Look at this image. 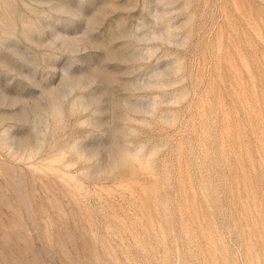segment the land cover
Wrapping results in <instances>:
<instances>
[{"label": "rangeland", "instance_id": "374dc122", "mask_svg": "<svg viewBox=\"0 0 264 264\" xmlns=\"http://www.w3.org/2000/svg\"><path fill=\"white\" fill-rule=\"evenodd\" d=\"M0 264H264V0H0Z\"/></svg>", "mask_w": 264, "mask_h": 264}]
</instances>
